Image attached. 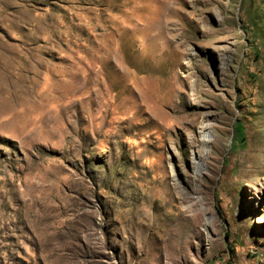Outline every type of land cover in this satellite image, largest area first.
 Wrapping results in <instances>:
<instances>
[{
    "label": "rangeland",
    "instance_id": "1",
    "mask_svg": "<svg viewBox=\"0 0 264 264\" xmlns=\"http://www.w3.org/2000/svg\"><path fill=\"white\" fill-rule=\"evenodd\" d=\"M263 9L0 0V264H264Z\"/></svg>",
    "mask_w": 264,
    "mask_h": 264
},
{
    "label": "bare ground",
    "instance_id": "2",
    "mask_svg": "<svg viewBox=\"0 0 264 264\" xmlns=\"http://www.w3.org/2000/svg\"><path fill=\"white\" fill-rule=\"evenodd\" d=\"M200 131L201 133H207L208 128L206 126H202Z\"/></svg>",
    "mask_w": 264,
    "mask_h": 264
},
{
    "label": "trees",
    "instance_id": "3",
    "mask_svg": "<svg viewBox=\"0 0 264 264\" xmlns=\"http://www.w3.org/2000/svg\"><path fill=\"white\" fill-rule=\"evenodd\" d=\"M261 2H264V0H260ZM264 10V9H263Z\"/></svg>",
    "mask_w": 264,
    "mask_h": 264
}]
</instances>
